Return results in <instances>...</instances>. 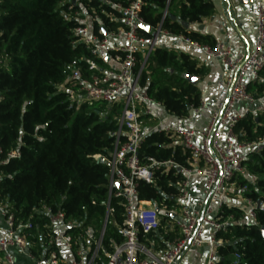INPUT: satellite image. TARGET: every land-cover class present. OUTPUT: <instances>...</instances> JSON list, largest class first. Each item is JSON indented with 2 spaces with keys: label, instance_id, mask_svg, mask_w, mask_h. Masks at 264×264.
Segmentation results:
<instances>
[{
  "label": "built area",
  "instance_id": "1",
  "mask_svg": "<svg viewBox=\"0 0 264 264\" xmlns=\"http://www.w3.org/2000/svg\"><path fill=\"white\" fill-rule=\"evenodd\" d=\"M98 1L97 6L74 1L78 8L69 18L76 19L79 25L74 30L73 44H83L88 55L80 58L84 65L72 70L61 90L68 92L71 102L77 105L102 102L110 108H120L112 152L107 157L94 156L110 166L107 212L99 226L79 229L80 224L68 218L64 210L54 212L44 206L43 212L49 215L47 238L41 253L35 254L24 232L33 228L32 222L20 221L0 206V264H17L14 252L26 256L31 264H177L188 248L205 243L211 247L206 264H216L217 245L224 243L219 234L235 222L234 216L224 215L226 208L242 211L240 224L255 223L257 212L264 211V199L253 200L245 195L247 186H239L245 177L248 154L257 151L264 140L248 141L237 131L238 124L247 117L264 116V96L250 90V86L264 82V0L257 4L256 43L248 52H238L225 41L200 44L177 36L227 68L225 97L214 102L201 97L199 107L182 118L196 117L212 104L207 123L200 129L166 123L159 113L165 109L162 103L140 86L143 66L137 69V53L144 49L146 61L158 37L172 35L163 28L170 15L171 0H167L156 27L144 21L145 0ZM143 24L152 27L149 41L140 33ZM155 132L165 133L171 145L183 148L188 155L186 164L171 160L142 162L141 147L146 137ZM17 156V152L9 154V158ZM4 162L0 158V165ZM172 170L173 175H181L169 181L177 194L164 193L162 203L140 197V181L162 190L159 175ZM196 179L201 181L194 187ZM241 192L245 204L235 205L227 199ZM113 196L123 202V220L119 224L110 207ZM109 226H116L122 237L111 248L105 243ZM241 258L236 253L233 264Z\"/></svg>",
  "mask_w": 264,
  "mask_h": 264
},
{
  "label": "trees",
  "instance_id": "2",
  "mask_svg": "<svg viewBox=\"0 0 264 264\" xmlns=\"http://www.w3.org/2000/svg\"><path fill=\"white\" fill-rule=\"evenodd\" d=\"M74 1L0 0V158L5 161L0 165V206L16 219L32 222L33 228L24 232L35 254L41 253L47 238L49 215L43 212L44 206L54 212L64 210L81 229L99 226L109 204L110 166L94 156L107 157L112 152L120 108L102 102L77 105L60 88L75 67L84 65L80 58L88 55L83 44H73L79 25L69 18L78 8ZM80 1L85 6L99 3ZM166 6L167 0H145L144 21L158 26ZM214 12L211 0H171L169 6L170 15L190 24L202 23ZM170 15L163 28L172 35L215 44L213 36L186 29ZM140 33L151 40L152 34L146 30ZM144 53V49L137 53V69L143 66L140 86L175 118L188 117L192 108L199 107L202 93L187 76L201 79L205 67L190 54L162 46H156L146 61ZM250 90L264 96V82L250 86ZM237 131L245 140L262 142L264 116L247 117ZM170 143L165 133L147 136L140 150L142 162L171 160L186 164L187 153L180 145ZM11 152L19 156L9 158ZM245 163L257 178L252 182L242 177L239 186H247L245 195L253 200L264 199V142L248 154ZM173 171L159 175L162 190L140 181V197L162 203L164 193L177 194L169 181L181 175L175 176ZM110 207L116 222L121 223L122 200L113 196ZM224 215L234 216L235 222L219 234L224 243L217 245L216 264H233L236 253L242 256L237 264H264V211L257 212L255 223L240 224L243 213L237 207L226 208ZM166 236L173 238L174 234ZM121 241L117 227L109 226L105 243L111 248Z\"/></svg>",
  "mask_w": 264,
  "mask_h": 264
},
{
  "label": "crops",
  "instance_id": "3",
  "mask_svg": "<svg viewBox=\"0 0 264 264\" xmlns=\"http://www.w3.org/2000/svg\"><path fill=\"white\" fill-rule=\"evenodd\" d=\"M211 1L215 5L214 14L204 19L202 23L191 24L190 29L211 35L216 41L230 43L238 52H248L253 49L256 43L255 19L259 0ZM201 26L203 27L202 30L199 29ZM156 46L175 49L178 52L192 55L197 59L199 65L204 66L206 69L205 75L197 83L202 97L211 102L222 100L225 97L224 78L227 74V68L219 60L207 57L200 49L185 43L175 35H160L156 41ZM212 108L213 105L211 104L200 115L191 119H178L165 109L160 111L164 112L165 122L170 125L187 126L183 122L188 120L190 125L187 127L200 129L207 123ZM200 181V179H196L193 186L196 187ZM227 199L235 205L237 204L236 201L230 198ZM210 248L208 243L190 247L183 253L177 264H206ZM14 254L17 262L31 264L30 261L25 263L17 253L14 252Z\"/></svg>",
  "mask_w": 264,
  "mask_h": 264
},
{
  "label": "rangeland",
  "instance_id": "4",
  "mask_svg": "<svg viewBox=\"0 0 264 264\" xmlns=\"http://www.w3.org/2000/svg\"><path fill=\"white\" fill-rule=\"evenodd\" d=\"M60 88H61V86H60ZM159 113L164 116V112L163 111H159ZM183 124L184 125H187V126L190 125V123L188 122V120H184ZM245 176H246V178L249 181H252V182H254L256 180V178H257V176L250 171L247 163H246V173H245ZM244 197H245V195L242 192H241V194L239 196L237 194H235V193H232V194L229 195V198L232 199L233 201H236V203L238 205L239 204H242V203L245 204ZM163 228H164V224H163ZM17 255L21 256V258L24 260L25 263H28L29 260L27 259L26 256H24L22 254H17ZM17 264H21V263L20 262H17Z\"/></svg>",
  "mask_w": 264,
  "mask_h": 264
},
{
  "label": "water",
  "instance_id": "5",
  "mask_svg": "<svg viewBox=\"0 0 264 264\" xmlns=\"http://www.w3.org/2000/svg\"><path fill=\"white\" fill-rule=\"evenodd\" d=\"M170 17L172 18V20H174V21H180V19H178L176 16H174V15H170ZM181 22V24L186 28V29H190V23L189 22H187V21H180ZM142 29H144V30H146L147 32H150L151 30H152V27L150 26V25H148V24H143L142 26ZM199 29L200 30H202L203 29V27L201 26V27H199ZM154 35H156V33H154ZM187 78L190 80V81H192L193 83H195V84H197L198 83V81H199V78H197V77H194V76H187ZM117 187L118 188H121V185H117ZM159 210V209H158ZM262 232H263V234H264V227H262Z\"/></svg>",
  "mask_w": 264,
  "mask_h": 264
}]
</instances>
